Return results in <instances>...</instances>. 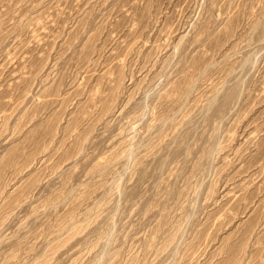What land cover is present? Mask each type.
Instances as JSON below:
<instances>
[{"label": "rangeland", "instance_id": "rangeland-1", "mask_svg": "<svg viewBox=\"0 0 264 264\" xmlns=\"http://www.w3.org/2000/svg\"><path fill=\"white\" fill-rule=\"evenodd\" d=\"M0 264H264V0H0Z\"/></svg>", "mask_w": 264, "mask_h": 264}]
</instances>
